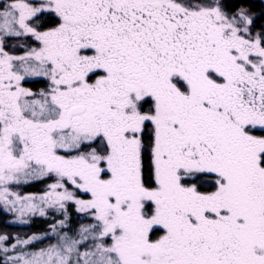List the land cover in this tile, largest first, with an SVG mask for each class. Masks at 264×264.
Listing matches in <instances>:
<instances>
[{"label":"snow or ice","instance_id":"1","mask_svg":"<svg viewBox=\"0 0 264 264\" xmlns=\"http://www.w3.org/2000/svg\"><path fill=\"white\" fill-rule=\"evenodd\" d=\"M0 213V264H264V0H0Z\"/></svg>","mask_w":264,"mask_h":264},{"label":"trees","instance_id":"2","mask_svg":"<svg viewBox=\"0 0 264 264\" xmlns=\"http://www.w3.org/2000/svg\"><path fill=\"white\" fill-rule=\"evenodd\" d=\"M43 184H36L33 186H28L23 189L26 193H39L43 190ZM75 215V214H73ZM15 217L11 214H3L0 213V234H11V235H19L24 237L33 232L39 233L46 227V223L43 220H36L34 223L30 225H21L18 223H13Z\"/></svg>","mask_w":264,"mask_h":264}]
</instances>
